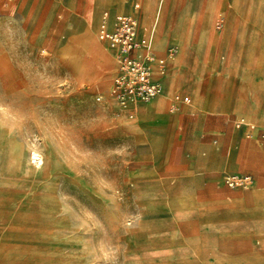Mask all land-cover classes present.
Listing matches in <instances>:
<instances>
[{
	"label": "rangeland",
	"instance_id": "374dc122",
	"mask_svg": "<svg viewBox=\"0 0 264 264\" xmlns=\"http://www.w3.org/2000/svg\"><path fill=\"white\" fill-rule=\"evenodd\" d=\"M120 1L0 0V264H264V200L255 199L257 215L232 214L244 208L237 195L264 191V107L251 116L229 107L239 95L264 96V0L236 17L234 37L254 40L238 54L221 44L233 23L223 10L210 23L213 45L190 23L211 0L150 4L166 39L158 54L172 46L181 54L184 13L194 59L169 60L171 88L127 111L110 94L115 60L98 35L102 11L132 12L131 0ZM225 8L235 12L236 1ZM142 28L141 15L139 36L150 42ZM175 95L190 102L173 111ZM236 119L257 130L248 137ZM153 142L166 143L162 160L149 153ZM209 158L213 167L191 168ZM219 171L249 175L253 187L225 188V214L216 210L212 228L197 229L191 184L202 178L213 188ZM244 238L254 245L247 254L224 250Z\"/></svg>",
	"mask_w": 264,
	"mask_h": 264
},
{
	"label": "built area",
	"instance_id": "2783aa9c",
	"mask_svg": "<svg viewBox=\"0 0 264 264\" xmlns=\"http://www.w3.org/2000/svg\"><path fill=\"white\" fill-rule=\"evenodd\" d=\"M142 1L133 0V8L140 10ZM221 21L218 22V28L221 27ZM98 35L100 40L108 44L116 63L110 94L120 109L132 110L161 94L163 86L160 78L167 72L168 61L176 56V48H170L165 57L158 56L151 48L148 38L139 36V20L132 15H116L112 19L109 12H104ZM189 102V97L176 95L172 102L173 111L178 104ZM235 127L246 128L248 137L257 130L256 124L244 120L236 121ZM260 131L264 143V128ZM213 181L218 188L244 191L252 189L254 184L249 175L222 174Z\"/></svg>",
	"mask_w": 264,
	"mask_h": 264
},
{
	"label": "crops",
	"instance_id": "0c3cea01",
	"mask_svg": "<svg viewBox=\"0 0 264 264\" xmlns=\"http://www.w3.org/2000/svg\"><path fill=\"white\" fill-rule=\"evenodd\" d=\"M102 1L106 2L107 0H102ZM111 1L113 3H114V1L117 2V0H111ZM144 1L145 0L142 1L141 9L140 10H135L133 8V0H131V2H132V12L131 13H125L124 11H117V10H104L101 13L100 22H101L103 13L106 12V11L110 13L112 19L116 15H132V16H135L139 20L141 15L143 17L142 8H143ZM156 1H158V0H146L145 4H154ZM199 11H200V9H198V12L194 14L193 18L190 20V23H191L192 20L197 21V24L195 26L199 27V30H201V24H202L201 22H202V20L205 19V15H204L205 12H202V10L200 12ZM225 14H226V12H225ZM240 14H243V13L236 14L230 19V22H233V23H232V25L230 23L229 26H227V28H228L227 29V36H226L227 37L226 38L227 42L225 44L226 49H228L230 51L234 50V52L237 53V54L240 53V52H245L246 51L245 48H246V46H249V43H254V40L253 41H249L248 40V36H246V35L242 36L240 42L238 41L239 40L238 36L236 38L234 37V32L238 29V27H237L238 25L236 23L237 22V18L236 17H238V15H240ZM185 17H186V15L183 13L181 15V18H180V20L182 22L179 24V26L183 28V31H186V29H187L185 27V25H184ZM220 19L222 21H224V17L220 18ZM190 23L188 24V26L190 25ZM162 41H166L165 37L162 38ZM172 47H174V46H172ZM172 47H169L168 50L170 48H172ZM232 47H234L233 50H232ZM152 49L160 57H165L166 54H167V51H168L167 50L165 52V54H163V55H159L156 49H154V48H152ZM168 63H169V61H168ZM168 66H169V64L167 65V72H168ZM167 72H166V74H167ZM115 74H116V63H115ZM166 74L163 77L160 78L162 86H164L166 84V81H165ZM180 96L185 97L184 95H180ZM172 102H173V100H172ZM180 104H185V103H180ZM141 105H143V104H141ZM229 107H231V109H233L234 111H236L239 114H244L246 116H251L252 114H254L256 112V110L258 108L264 107V96L262 97V101H261L260 106H258V104H256L255 96L253 98V101L248 103L246 96L243 97V96L239 95L238 99L236 100V104L234 106H229ZM201 109H202L201 105L198 104V105H195V106H190L187 109L185 108L184 110L187 111V112H198ZM236 121H239V119L238 120L236 119L234 121V125H235ZM258 131H260V129ZM164 147L165 148L167 147L166 143L159 144L157 142H153V144L149 147L150 150L148 149V151L152 155H155V157L157 159H159V160L161 159L162 160L163 159V156H162L163 152H160V149H162ZM246 149L249 150L250 148L247 147ZM214 165L215 164L213 163V160L211 158H209V159H200V160H196L195 162H192L191 168L192 169H195V168H197V169H209V168L213 167ZM262 169H263V172H264V163H262ZM222 174L243 175V174L231 173V172H228V171L215 172V173L211 174V184H212L214 189L211 186H209V185L208 186L204 185L202 178H198L193 184H191V189H192V191L194 190V195L196 196V202H197V206H196V210L195 211L197 212V216H199V218H202V219H197V221L193 222L195 224V228H197V229H200L202 227H204V228H212V225L210 224L209 218L216 213V210H218V212H221L222 214H225V210H224V204L225 203H223V196H224L223 190L225 188H227V187L218 188L214 184V181H213L215 177L221 176ZM198 175L201 176V175H203V173L199 172ZM257 194L260 195V196L264 195V191L259 190L258 192H256V193L253 192V193H251V194H249L247 196H245V195H237L236 198L238 199V202L243 203L244 208L243 209H239V208L236 209L235 208V210H234V212L232 214L235 215L238 212L239 213L241 212L243 215H245V214L247 215L248 213H251L253 215H257V213L259 214V212H261V210L258 208V205H257L256 200H255L256 197H257ZM261 198H259V199H261ZM249 199H250L251 202H253L254 205H253V208L251 210L247 211L246 210L247 209L246 202ZM263 199H264V197H263ZM253 246L254 245H253L252 241L250 239H248V238H244L242 240H236V241H233V242L225 243L223 245V247H225L224 250L226 252H230V253L237 252V253H241V254H247L248 251Z\"/></svg>",
	"mask_w": 264,
	"mask_h": 264
},
{
	"label": "bare ground",
	"instance_id": "6f19581e",
	"mask_svg": "<svg viewBox=\"0 0 264 264\" xmlns=\"http://www.w3.org/2000/svg\"><path fill=\"white\" fill-rule=\"evenodd\" d=\"M235 1L237 3V8H236V11L233 12V13H229V12L226 11V8H225L226 0H211L210 1V5H209L207 11L205 12L206 13L205 14V19H204V21H203V23L201 25L200 42H202V43H208L209 42L212 45L215 43L216 36L212 33L211 24L210 23H211L212 18L218 12L224 10L226 12V14H227L228 21L230 22V19L234 15L239 14V13H243L246 9L250 8L253 5V2H254V0H235ZM117 3H118V7H119L121 5V1L117 0ZM151 14H152V8L150 7V4H145L144 9H143V17H142V24H143V30H144L143 34L145 36L148 35V37L150 39V42H151V44H152L154 49H156L158 51H162L163 48H164V45H165V41H162V39L159 38V32H160V28H161L160 27L161 14H160L159 18L157 17V20L153 19L151 17ZM188 29L189 28H187L186 30H188ZM227 29L221 35V44H222L223 47L225 46V44L227 42V39H226L227 38L226 37L227 36ZM177 32H179V34H180V38L179 39L182 41V43H181L182 44V51H181L180 55H178V56L174 57V59L170 60V64L171 65L180 64V63L188 62V61L190 62V61H192L194 59V51L189 46L188 37L186 36L187 35L186 31H183V28H179L177 30ZM166 83L171 88V86H172V76H170V77H168L166 79ZM261 97H262L261 95H258V97H256V99L259 102H261V100H262ZM164 104H165L164 99L163 98L160 99V101L158 103H156L155 110L156 111H160L164 107ZM31 159H32V161H35V163L40 162L41 165L43 164V160H42L41 156L39 154H37V153H33ZM258 191L259 190H256V191H254V193H256ZM257 197H259V198L262 197L261 198V200H262L264 195L260 196V195L257 194Z\"/></svg>",
	"mask_w": 264,
	"mask_h": 264
}]
</instances>
